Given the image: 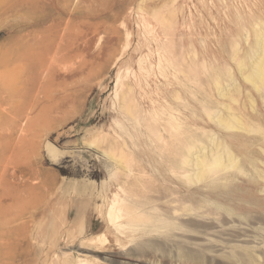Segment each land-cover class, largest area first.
Returning a JSON list of instances; mask_svg holds the SVG:
<instances>
[{"label": "rangeland", "instance_id": "obj_1", "mask_svg": "<svg viewBox=\"0 0 264 264\" xmlns=\"http://www.w3.org/2000/svg\"><path fill=\"white\" fill-rule=\"evenodd\" d=\"M259 59L264 0H0V264H264Z\"/></svg>", "mask_w": 264, "mask_h": 264}, {"label": "bare ground", "instance_id": "obj_2", "mask_svg": "<svg viewBox=\"0 0 264 264\" xmlns=\"http://www.w3.org/2000/svg\"><path fill=\"white\" fill-rule=\"evenodd\" d=\"M261 58H263V57H261ZM264 60V59H263ZM262 60H258L257 62L256 61H254L255 63L253 64V70L255 71V76H257L258 78L259 77H261V76H263L264 75V71H263V69H262V64H263V62H261ZM231 120V119H230ZM234 122H235V120H234ZM237 122H239V121H237ZM233 124V123H232ZM48 151H49V153H50V155H52L53 154V149L51 148V147H48ZM212 159L213 160H215V163L217 164H220L221 163V159L219 158V156L218 155H213L212 156Z\"/></svg>", "mask_w": 264, "mask_h": 264}]
</instances>
